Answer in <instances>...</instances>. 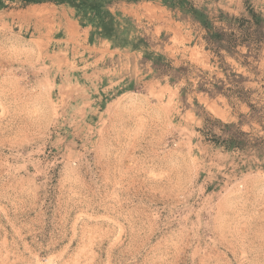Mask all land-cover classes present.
Masks as SVG:
<instances>
[{"label": "rangeland", "instance_id": "1", "mask_svg": "<svg viewBox=\"0 0 264 264\" xmlns=\"http://www.w3.org/2000/svg\"><path fill=\"white\" fill-rule=\"evenodd\" d=\"M189 1L264 27V0ZM87 6L0 5V264H264V153L217 142L264 139V33Z\"/></svg>", "mask_w": 264, "mask_h": 264}, {"label": "trees", "instance_id": "2", "mask_svg": "<svg viewBox=\"0 0 264 264\" xmlns=\"http://www.w3.org/2000/svg\"><path fill=\"white\" fill-rule=\"evenodd\" d=\"M4 0H0V5ZM33 2H40L45 0H30ZM58 3H80L85 6L86 9H90L89 5H94L98 1L102 0H51ZM113 1V0H112ZM115 1V0H114ZM165 2L169 3L171 6H180L197 20H199L202 26L207 31V37L209 39L215 40L217 42V48H227V50L233 49L236 44L239 42H243V40L250 41L256 40L259 42V38L264 33L263 27V19L261 15L251 11L250 18H237L238 20L242 21L244 24L241 28V35L237 33H228L224 29L218 28L214 25L210 16L203 10L202 8L196 7L191 1L189 0H164ZM106 17H103V21H105ZM226 128H231L233 124H225ZM250 135L247 132L240 131L239 129H235L232 134L224 139H217V142H221L227 149L229 150H236V149H246L248 147H252L253 149H257L259 153H264V139H250ZM264 166V164H263Z\"/></svg>", "mask_w": 264, "mask_h": 264}]
</instances>
